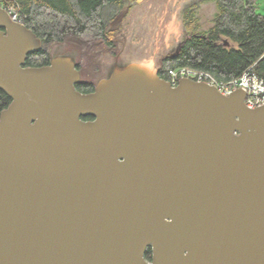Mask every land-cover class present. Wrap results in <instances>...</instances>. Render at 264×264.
Wrapping results in <instances>:
<instances>
[{
  "label": "water",
  "instance_id": "water-1",
  "mask_svg": "<svg viewBox=\"0 0 264 264\" xmlns=\"http://www.w3.org/2000/svg\"><path fill=\"white\" fill-rule=\"evenodd\" d=\"M40 47L0 8V264H264V106Z\"/></svg>",
  "mask_w": 264,
  "mask_h": 264
},
{
  "label": "trees",
  "instance_id": "trees-1",
  "mask_svg": "<svg viewBox=\"0 0 264 264\" xmlns=\"http://www.w3.org/2000/svg\"><path fill=\"white\" fill-rule=\"evenodd\" d=\"M2 1L14 4L27 27L40 39V49L26 57L25 66L32 67L49 64L51 47L56 48L69 38L81 40L87 49L96 43L112 49L114 29L110 24L132 7V2L125 5V0ZM203 2H213L215 12L210 27L198 30L197 12ZM255 4L256 0H190L179 13L184 40L179 49L160 56L159 76L168 79L169 69L189 67L228 81L253 66L264 79V15L257 13ZM224 39L229 45L223 44ZM93 87L94 83L76 85L84 93L93 91ZM10 102L11 98L0 90V112ZM151 256L148 248L145 257L151 259Z\"/></svg>",
  "mask_w": 264,
  "mask_h": 264
},
{
  "label": "rangeland",
  "instance_id": "rangeland-1",
  "mask_svg": "<svg viewBox=\"0 0 264 264\" xmlns=\"http://www.w3.org/2000/svg\"><path fill=\"white\" fill-rule=\"evenodd\" d=\"M189 1L125 0V5L132 2V7L110 24V28L114 29L115 44L112 49L108 50L100 43L87 49L81 40L69 38L56 45V48L54 46V52L73 54L77 64H80L81 80L94 84L106 76L108 67L116 60H157L156 66H153L157 70L160 56L172 52L185 36L179 13ZM255 6L257 13L264 15V0H256ZM214 12L213 2H203L200 5L196 22L198 30L210 27Z\"/></svg>",
  "mask_w": 264,
  "mask_h": 264
},
{
  "label": "built area",
  "instance_id": "built-area-1",
  "mask_svg": "<svg viewBox=\"0 0 264 264\" xmlns=\"http://www.w3.org/2000/svg\"><path fill=\"white\" fill-rule=\"evenodd\" d=\"M0 8L7 11L13 21L20 22L27 26L23 17L14 4H7L0 0ZM168 81L176 86L183 78H189L196 82L207 83L214 86L222 95H229L238 89L245 92L244 104L249 109L264 106V79L259 77L250 66L240 76L228 81L219 80L209 72L189 68L179 67L169 69L167 72Z\"/></svg>",
  "mask_w": 264,
  "mask_h": 264
},
{
  "label": "flooded vegetation",
  "instance_id": "flooded-vegetation-1",
  "mask_svg": "<svg viewBox=\"0 0 264 264\" xmlns=\"http://www.w3.org/2000/svg\"><path fill=\"white\" fill-rule=\"evenodd\" d=\"M184 34H185V33H184ZM183 40H184V38L179 42V44L182 43ZM179 44H178V45H179ZM178 45L175 47V49L178 47ZM51 49L53 50V54H57L56 51L54 52V46H52ZM50 52H51V51H50ZM76 67H77V69L80 71L77 62H76ZM110 68H111V67H110ZM110 68L108 67L107 73L109 72ZM107 73H106V75H107ZM90 83H91V82L84 81V80H81V79H80L79 84L77 83L76 85H79V87H80V86L83 87V85H85V84L87 85V84H90ZM76 85H75V87H76ZM94 87H95V84H94ZM94 87H93V89H94ZM83 93H84V92H83ZM85 93H88V92H85ZM89 119H92V118H89ZM148 260H150V259H148Z\"/></svg>",
  "mask_w": 264,
  "mask_h": 264
},
{
  "label": "crops",
  "instance_id": "crops-1",
  "mask_svg": "<svg viewBox=\"0 0 264 264\" xmlns=\"http://www.w3.org/2000/svg\"><path fill=\"white\" fill-rule=\"evenodd\" d=\"M156 61L157 60L142 59L140 62L146 63V64L151 65V66H156Z\"/></svg>",
  "mask_w": 264,
  "mask_h": 264
}]
</instances>
